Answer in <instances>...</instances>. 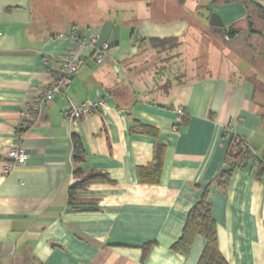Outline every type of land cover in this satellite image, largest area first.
<instances>
[{
    "label": "crops",
    "instance_id": "obj_1",
    "mask_svg": "<svg viewBox=\"0 0 264 264\" xmlns=\"http://www.w3.org/2000/svg\"><path fill=\"white\" fill-rule=\"evenodd\" d=\"M66 3L38 18L33 0H0V264H198L203 236L187 255L171 246L206 186L223 258L264 264V105L254 79L241 73L254 69V56L264 60V18L254 6L264 8V0H82L77 17L56 11ZM212 13L224 28L210 26ZM234 24L239 30L228 39L246 45L237 67L208 64L205 74L189 77V47L175 71L151 61L150 39L194 45ZM74 27L110 51L96 63V49L87 46L69 87L26 120L24 111L73 49L58 35ZM83 102L103 104L68 120V108ZM73 135L85 148L82 170L112 182L89 185L70 204ZM232 138L244 141L248 156L218 186L235 161ZM156 143L163 147L160 181L142 183L138 168L153 161ZM17 145L29 158L5 173Z\"/></svg>",
    "mask_w": 264,
    "mask_h": 264
},
{
    "label": "trees",
    "instance_id": "obj_2",
    "mask_svg": "<svg viewBox=\"0 0 264 264\" xmlns=\"http://www.w3.org/2000/svg\"><path fill=\"white\" fill-rule=\"evenodd\" d=\"M250 1V0H249ZM259 13V19L264 18V8L259 4H254ZM238 24L230 27V37H234L238 32ZM223 31H219L222 36ZM172 44H179L177 38L166 39H150V45L154 49H165ZM111 46V45H110ZM111 49V47H110ZM256 83V82H254ZM256 89V84H255ZM143 127V126H142ZM144 128V127H143ZM22 131V130H21ZM74 142V162L76 164L75 175L77 181L70 186L68 191L69 203L73 204L77 193L80 190L86 189L89 185L98 182H112V180L105 173L91 172L85 173L81 168V163L85 160L86 152L82 141L78 135H73ZM244 141L232 138L228 149L229 157L235 158V161L230 163V166L221 171L216 178L218 186H224L228 183L232 172L237 168L241 159L248 156V151L243 149ZM162 145L156 143L154 150L153 161L138 168V178L142 183L158 184L160 181L162 168H163V149ZM263 164V165H262ZM259 169L260 174L264 173V163ZM201 235L206 240V246L201 254L198 264H228L223 258L218 247V237L216 223L212 217V208L209 202V187L206 186L203 190L201 197L194 204L187 214L186 222L180 238L171 246L172 250L182 255H187L190 251L192 243L196 236Z\"/></svg>",
    "mask_w": 264,
    "mask_h": 264
},
{
    "label": "rangeland",
    "instance_id": "obj_3",
    "mask_svg": "<svg viewBox=\"0 0 264 264\" xmlns=\"http://www.w3.org/2000/svg\"><path fill=\"white\" fill-rule=\"evenodd\" d=\"M82 0H66V4L63 7L56 8V11L60 10L65 12L66 16L68 15H76L78 16L79 13V7L78 4L81 3ZM55 2H61V0H33V8H34V13L36 17H40L42 15V12L44 11H49L51 12L54 11L55 9L52 7ZM76 3V4H75ZM74 6V7H73ZM52 18V17H51ZM66 21V20H65ZM64 20H60L58 23H64ZM57 23V24H58ZM205 36L207 37L208 30L205 29ZM210 37V36H208ZM218 39H209L201 41H196L194 45L191 43L189 45H186L184 43L172 44L167 46L165 49H154L151 45H149V49H153L154 51L152 52L151 61L156 63V66L159 68L164 67L165 65L167 67H170L172 70L178 69V67L182 68V63L185 61V59L182 57L185 55V52L182 53V50L188 48L186 51L188 53L187 57V63L186 65L189 67L188 71V76L193 77V76H201L205 74L208 70L207 65L209 64L210 68L211 67H218L219 65L222 64H229L230 62L236 66V61L237 64L241 62L240 58L241 56L244 55V48L246 47L245 40L240 39L235 42H231L230 39L226 38L225 35L220 36L219 34L217 35ZM237 43V44H235ZM198 53V59L196 60L197 62L195 63L192 61L194 56ZM238 52V53H234ZM239 53L241 55H239ZM235 54H238L237 56ZM239 59V61H238ZM164 64V66H163ZM253 70L245 71L243 72L239 66V70H241V73L245 76H249L254 79V82H256V95L255 99L258 104L264 105V82L259 78L260 73H264V60H262L261 57H255L253 59ZM213 69V68H212ZM177 73H179L177 71ZM230 74L232 72L230 71Z\"/></svg>",
    "mask_w": 264,
    "mask_h": 264
},
{
    "label": "built area",
    "instance_id": "obj_4",
    "mask_svg": "<svg viewBox=\"0 0 264 264\" xmlns=\"http://www.w3.org/2000/svg\"><path fill=\"white\" fill-rule=\"evenodd\" d=\"M230 30L225 31V37L228 38ZM60 39L70 41L73 44V49L63 56L60 62V67L55 72L52 80L44 87V89L33 99L24 111L25 119H31L33 114L40 113L50 101L55 100L58 95L64 93V90L69 87L72 77L80 67L81 52L87 47L92 46L96 49L93 59L96 63H101L108 52L110 44L103 42L98 44V39L95 35H88L84 28H72L66 33L58 35ZM103 102H83L78 105H72L65 113L68 120L78 119L84 115L92 113L96 108L101 106ZM182 115L183 111H179ZM29 123H24L23 127ZM9 164L4 168L5 173L10 172L15 166L23 165L29 158V153L19 145L12 147L7 152Z\"/></svg>",
    "mask_w": 264,
    "mask_h": 264
},
{
    "label": "water",
    "instance_id": "obj_5",
    "mask_svg": "<svg viewBox=\"0 0 264 264\" xmlns=\"http://www.w3.org/2000/svg\"><path fill=\"white\" fill-rule=\"evenodd\" d=\"M210 26L214 28H224V23L216 13H212L210 17Z\"/></svg>",
    "mask_w": 264,
    "mask_h": 264
}]
</instances>
